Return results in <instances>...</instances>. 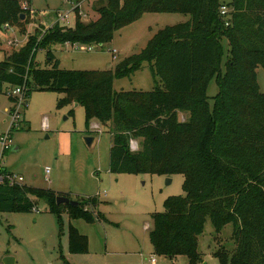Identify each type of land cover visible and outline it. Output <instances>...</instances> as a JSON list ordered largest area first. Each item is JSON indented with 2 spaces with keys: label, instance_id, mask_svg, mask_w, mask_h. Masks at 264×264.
<instances>
[{
  "label": "trees",
  "instance_id": "1",
  "mask_svg": "<svg viewBox=\"0 0 264 264\" xmlns=\"http://www.w3.org/2000/svg\"><path fill=\"white\" fill-rule=\"evenodd\" d=\"M222 5L230 8L225 16ZM28 9L19 0H0V28L22 23L21 14L26 17ZM146 12H184L191 18L159 29L140 52L113 69H64L51 50L56 43L103 46L116 30ZM222 40L229 46L224 76L218 63ZM39 49L45 50L44 67L35 61ZM144 62L163 86L114 90V79L130 76ZM259 66L264 68V0H105L89 21L77 14L74 26L54 25L42 35L35 33L1 60L0 92L25 84L26 98L32 90L49 89L65 94L59 106L82 105L87 127L93 119L110 126L111 172L183 175L184 196L168 197L163 211L151 214L154 253L186 255L190 264L197 263V237L209 218L216 230L226 223L233 226L235 248L229 257L224 250L216 252L221 264H264V92L257 83ZM214 74L219 91L210 104L206 85ZM180 111H190L189 120L180 122ZM131 139L140 141L136 151L129 149ZM39 199L56 214L60 229L62 210L71 220L102 218L80 200L76 206L57 204L52 190L0 184V213L30 211ZM88 201L95 206V197ZM67 249L72 254L88 251L87 237L71 223Z\"/></svg>",
  "mask_w": 264,
  "mask_h": 264
},
{
  "label": "rangeland",
  "instance_id": "2",
  "mask_svg": "<svg viewBox=\"0 0 264 264\" xmlns=\"http://www.w3.org/2000/svg\"><path fill=\"white\" fill-rule=\"evenodd\" d=\"M77 1V0H74ZM232 0H219L230 4ZM29 13L22 23H6L0 28V61L29 42V36L41 34L53 19L55 11L67 8L64 0H19ZM105 0H85L82 4V21H89L94 9ZM24 14V13H23ZM191 14L184 12H146L134 22L115 31L112 39L103 46H84L56 43L51 50L64 69H113L123 58L140 52L159 29L188 21ZM69 27L76 16H69ZM20 24V25H19ZM20 28H24L22 33ZM82 45V44H81ZM88 46L90 48H88ZM81 47H84L83 49ZM115 51V52H114ZM229 46L221 42L218 57L220 75L226 72ZM35 61L45 64V50L39 49ZM35 63V64H36ZM218 70V71H219ZM259 90L264 92V68H257ZM205 81L199 85L203 88ZM163 86L154 76L150 64L130 76L116 78L113 88L120 90L150 91ZM199 89V90H201ZM7 88L0 92V134L11 124L13 102ZM210 104L219 91L217 75L207 80ZM65 94L49 89L32 90L20 107L18 126L10 130V145L4 157L7 170L20 174L26 184L49 189L57 195L80 200L85 207L102 218L93 222L69 219L62 210V227L56 214L51 213L44 199L36 200L38 212L16 211L0 213V264L5 256L14 257V264H190L186 255L173 258L153 252L149 239L152 228L151 214L164 209V201L171 196H184V177L180 173H122L109 169V148L112 134L110 126L97 119L86 125L82 105L69 102L59 106ZM190 111L178 112V120L185 122ZM85 137H91L88 143ZM180 141V140H179ZM233 144L231 139H227ZM140 141L131 139L129 149L136 151ZM45 167H49L46 180ZM169 178L171 181L166 182ZM95 197V206L89 198ZM64 208V207H63ZM69 223L87 237L88 251L72 254L67 249ZM233 226L226 223L216 230L207 218L202 233L197 237L200 259L195 264H221L216 252L224 250L228 257L235 248Z\"/></svg>",
  "mask_w": 264,
  "mask_h": 264
},
{
  "label": "built area",
  "instance_id": "3",
  "mask_svg": "<svg viewBox=\"0 0 264 264\" xmlns=\"http://www.w3.org/2000/svg\"><path fill=\"white\" fill-rule=\"evenodd\" d=\"M64 1L67 4V8L63 10L55 11L53 19L47 24V28L41 30L40 35H42L47 29L53 27L54 25L68 26L70 22L69 16L71 15V13L75 14V16L77 14L82 15L83 11L81 7L85 0H78V1L64 0ZM23 8L25 9L27 8V6H23ZM229 11L230 8L226 5H222L220 7V13L223 16L227 15ZM80 46H84V45L79 44V47ZM81 48L83 49L84 47ZM88 48L90 47L88 46ZM7 89H8L7 90L8 96L14 98V101L11 109L6 108V110L11 113L12 121L10 127L6 132L0 134V184L7 183L9 186H13V185H22L26 183L22 175L11 172L5 168L4 157L7 149L9 148L11 141L10 130L13 127L18 126V122L20 120V107L23 104H25L26 86L25 84H23L22 86H8ZM49 170H50L49 167H45L46 180H49ZM31 210L33 212H38L36 206H33ZM149 261L150 264H154L156 262V259L154 257H151Z\"/></svg>",
  "mask_w": 264,
  "mask_h": 264
},
{
  "label": "water",
  "instance_id": "4",
  "mask_svg": "<svg viewBox=\"0 0 264 264\" xmlns=\"http://www.w3.org/2000/svg\"><path fill=\"white\" fill-rule=\"evenodd\" d=\"M21 19H24V14H21ZM75 105H78L77 103H75ZM85 139L87 140V142L89 143L91 141V137H85ZM171 180L169 178L166 179V182L169 183ZM56 203L57 204H69L72 206H76L78 204V202L76 200H72L67 196L64 195H57L56 196ZM4 264H14V257L12 256H5L4 259Z\"/></svg>",
  "mask_w": 264,
  "mask_h": 264
},
{
  "label": "crops",
  "instance_id": "5",
  "mask_svg": "<svg viewBox=\"0 0 264 264\" xmlns=\"http://www.w3.org/2000/svg\"><path fill=\"white\" fill-rule=\"evenodd\" d=\"M66 44V43H65ZM71 45H77V44H71ZM25 181V180H24ZM26 183V182H25ZM28 185V184H27ZM66 264H69L68 261H64Z\"/></svg>",
  "mask_w": 264,
  "mask_h": 264
}]
</instances>
